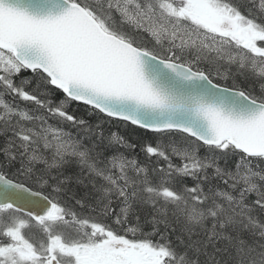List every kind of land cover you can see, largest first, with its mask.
Segmentation results:
<instances>
[{
	"label": "snow or ice",
	"instance_id": "6c2138e0",
	"mask_svg": "<svg viewBox=\"0 0 264 264\" xmlns=\"http://www.w3.org/2000/svg\"><path fill=\"white\" fill-rule=\"evenodd\" d=\"M0 264H264V0H0Z\"/></svg>",
	"mask_w": 264,
	"mask_h": 264
},
{
	"label": "trees",
	"instance_id": "16d2710c",
	"mask_svg": "<svg viewBox=\"0 0 264 264\" xmlns=\"http://www.w3.org/2000/svg\"><path fill=\"white\" fill-rule=\"evenodd\" d=\"M115 130V129H114Z\"/></svg>",
	"mask_w": 264,
	"mask_h": 264
}]
</instances>
